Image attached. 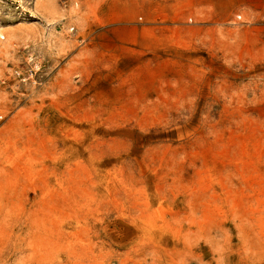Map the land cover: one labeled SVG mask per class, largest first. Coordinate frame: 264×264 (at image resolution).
I'll return each instance as SVG.
<instances>
[{"label": "rangeland", "instance_id": "374dc122", "mask_svg": "<svg viewBox=\"0 0 264 264\" xmlns=\"http://www.w3.org/2000/svg\"><path fill=\"white\" fill-rule=\"evenodd\" d=\"M178 6L0 0V264H264V3Z\"/></svg>", "mask_w": 264, "mask_h": 264}, {"label": "crops", "instance_id": "0c3cea01", "mask_svg": "<svg viewBox=\"0 0 264 264\" xmlns=\"http://www.w3.org/2000/svg\"><path fill=\"white\" fill-rule=\"evenodd\" d=\"M256 1V0H255ZM258 4L261 5L264 3V0H257ZM254 3V0H247V3ZM135 3H142L146 9L151 10H160L168 9L173 3L179 4L178 7H189V6H207L211 5L215 8L221 4V0H135ZM186 4H193L187 6Z\"/></svg>", "mask_w": 264, "mask_h": 264}, {"label": "built area", "instance_id": "2783aa9c", "mask_svg": "<svg viewBox=\"0 0 264 264\" xmlns=\"http://www.w3.org/2000/svg\"><path fill=\"white\" fill-rule=\"evenodd\" d=\"M236 16L239 17L238 14ZM25 63L26 67L24 68L23 75L32 79L40 68V62L36 59V57L30 54V56H26Z\"/></svg>", "mask_w": 264, "mask_h": 264}, {"label": "bare ground", "instance_id": "6f19581e", "mask_svg": "<svg viewBox=\"0 0 264 264\" xmlns=\"http://www.w3.org/2000/svg\"><path fill=\"white\" fill-rule=\"evenodd\" d=\"M30 56V55H29Z\"/></svg>", "mask_w": 264, "mask_h": 264}]
</instances>
